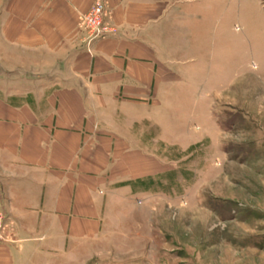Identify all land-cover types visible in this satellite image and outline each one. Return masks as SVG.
Returning <instances> with one entry per match:
<instances>
[{
  "label": "rangeland",
  "instance_id": "374dc122",
  "mask_svg": "<svg viewBox=\"0 0 264 264\" xmlns=\"http://www.w3.org/2000/svg\"><path fill=\"white\" fill-rule=\"evenodd\" d=\"M168 23L174 80L152 110L105 103L98 113L100 134L114 140L98 163L102 234L74 254L17 264H264V0H174ZM3 50L1 198L14 178L12 122L30 118L20 107L41 119L57 99L49 77L12 73L32 65Z\"/></svg>",
  "mask_w": 264,
  "mask_h": 264
},
{
  "label": "crops",
  "instance_id": "0c3cea01",
  "mask_svg": "<svg viewBox=\"0 0 264 264\" xmlns=\"http://www.w3.org/2000/svg\"><path fill=\"white\" fill-rule=\"evenodd\" d=\"M94 1L0 0V64L8 62V49L10 62L32 65L12 73L49 77L48 88L57 93L51 116L38 119L26 105L20 110L30 118L12 122L14 178L3 182L0 210L15 223L20 243L0 244V264L25 257L32 263L51 250L66 256L64 248L73 252L102 234L98 163L108 158L114 140L100 134L98 113L105 103L152 110L163 82L174 80V60L162 51L174 29L168 23L174 0H105L117 34L96 41L87 53L78 20Z\"/></svg>",
  "mask_w": 264,
  "mask_h": 264
},
{
  "label": "built area",
  "instance_id": "2783aa9c",
  "mask_svg": "<svg viewBox=\"0 0 264 264\" xmlns=\"http://www.w3.org/2000/svg\"><path fill=\"white\" fill-rule=\"evenodd\" d=\"M105 0H95L88 11L80 15L78 26L83 32V42L87 53H91L92 45L102 39L117 34L107 16ZM107 16V17H106ZM15 230V223L0 210V243L11 242Z\"/></svg>",
  "mask_w": 264,
  "mask_h": 264
}]
</instances>
